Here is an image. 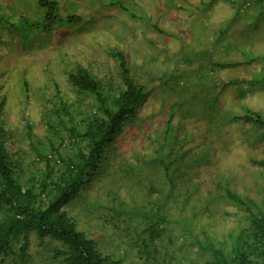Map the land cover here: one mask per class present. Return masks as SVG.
I'll list each match as a JSON object with an SVG mask.
<instances>
[{
	"label": "trees",
	"instance_id": "obj_1",
	"mask_svg": "<svg viewBox=\"0 0 264 264\" xmlns=\"http://www.w3.org/2000/svg\"><path fill=\"white\" fill-rule=\"evenodd\" d=\"M59 3L0 2V35L30 54L9 68L0 49V264H264V157L243 162L257 179L253 196L232 155L238 144L264 146V113L233 112V80L216 74L260 57L217 60L238 50L234 40H202V51L181 46L186 67L158 77L107 33L88 36L106 15L138 18L142 29L144 15L166 25L173 10L78 0L64 13ZM135 5L146 14L129 19ZM40 101L43 122L23 135L8 112L36 119Z\"/></svg>",
	"mask_w": 264,
	"mask_h": 264
},
{
	"label": "rangeland",
	"instance_id": "obj_2",
	"mask_svg": "<svg viewBox=\"0 0 264 264\" xmlns=\"http://www.w3.org/2000/svg\"><path fill=\"white\" fill-rule=\"evenodd\" d=\"M34 1L35 0H32L33 4ZM59 1L60 5L58 4V8H63L64 13L66 10L70 11L69 7H75V4L78 2V0ZM102 1L103 0H95V2L98 3ZM106 1L114 2L115 0ZM245 1H247L246 4L248 5L245 4L244 6L243 4ZM0 2H6L8 4L15 2L18 8L30 7L28 6L30 0H0ZM144 2L147 3L153 11L162 9V12L166 13V9H168L170 10L168 15H171V10H173V16L164 20L167 21V24L163 25L162 18L157 13H149V16H147L148 19L144 15L143 18H146L143 20L145 26L140 29V21L138 18L134 19L132 14L138 17L142 14V11L146 14V6L141 7L140 5H135L134 10L130 9L126 12L129 19L130 17L133 19L128 21L123 18H116L112 15H106L97 22L103 30L97 29L88 37L94 39L96 35L104 36L107 33L104 40L110 41L114 38L118 44L124 45L125 49L131 54L130 59L131 61L133 60L134 65L139 66L142 70L152 69L157 71L159 72L158 77H161L166 70H180L179 65L182 67L185 65L186 67V63L181 61L182 58L186 56H182L180 53L179 50L181 46H185L186 50L189 51V44L191 43L193 46L190 49L194 51L195 48L202 49V40H205L208 46H215V44H218V47H221L223 43L231 42L230 40L232 39L234 40L232 43L238 46V50L225 48L220 51L222 56L214 55L215 59H220L222 61L229 59L240 61L241 58L243 60L246 57H260V61H256L240 69H217L216 74L219 76L220 81L233 80L234 84L227 89V94L230 95V99H232L233 102V112L243 113L245 111L244 107H246L264 113V13L261 15L260 12L261 10L264 11V0H215V2L213 0H144ZM252 2H256L258 5H250ZM209 3H211V5ZM163 5H166L168 8L165 6L163 7ZM139 7L141 9H139ZM201 7L202 19L200 13ZM12 8L14 9V6ZM34 14L37 18H43V13L39 14L35 9ZM235 17L239 20L235 21ZM256 18L261 19L257 21ZM12 20H16V18H12ZM231 21H235L234 25H229ZM66 24H68L67 21L63 22V25ZM152 24L158 27L159 30L165 31V33L159 36L156 30H151L150 26ZM1 27L2 22L0 21V28ZM233 27H235V29ZM225 28L227 29L226 32L224 35H221V31ZM206 31V37H208L207 42L205 36L202 38V34ZM165 34L168 35V38L163 37ZM24 37L25 35L21 36V40ZM21 45V43H19V45L13 44L4 34L0 35V49L2 52H7L5 62L9 68H11L10 66H16L19 62L21 63L20 53L24 52L23 55L25 57L30 56L29 51L22 50L23 46ZM164 49L169 53L168 55L163 56ZM197 63L196 59H194L192 62L194 66H192L196 68ZM172 76L177 80H181L184 77V75H180V73L173 74ZM2 78L3 76L0 77V80ZM182 86L184 87V84ZM238 98L243 100L242 103L239 102ZM31 103L32 102L29 104ZM37 106L40 107V109L37 111L35 110V115L38 114L36 119L28 116L25 110L22 108L19 109V106L18 109H10L8 112V114L11 113L13 117L12 124L17 125L23 135L26 133L29 126L34 127L36 124L38 125V122H43V117L41 120L38 112L48 108L43 105L42 101L37 103ZM33 129L37 132L36 127ZM245 129L248 130L249 127L246 126ZM44 130L45 126L36 134L38 138H43ZM25 141L24 138L23 142ZM238 143L237 141V144ZM243 147V145L238 144L236 149L232 150V155H234L235 162L237 163L235 170H240L245 173L244 178H242L246 180L245 185L249 186L248 188H253L252 195L257 196V179L251 178L253 172H250L251 169L249 168V164L243 162L246 159L245 155L251 152L258 157H264V146L258 147L256 145V147H246V149ZM239 191H242V189L240 188ZM120 250L121 249L117 248L116 254H118ZM10 264L15 263L12 262Z\"/></svg>",
	"mask_w": 264,
	"mask_h": 264
},
{
	"label": "crops",
	"instance_id": "obj_3",
	"mask_svg": "<svg viewBox=\"0 0 264 264\" xmlns=\"http://www.w3.org/2000/svg\"><path fill=\"white\" fill-rule=\"evenodd\" d=\"M181 9H183V8H181ZM200 13H201V19H202V7H201V10H200ZM189 16H191V15H189ZM203 16H204V14H203ZM204 19H205V17H204ZM234 29H235V27H233ZM202 51V50H201ZM221 83V82H220Z\"/></svg>",
	"mask_w": 264,
	"mask_h": 264
}]
</instances>
